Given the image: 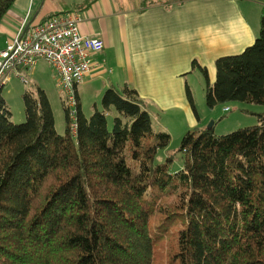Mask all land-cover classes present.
<instances>
[{
  "label": "trees",
  "instance_id": "1",
  "mask_svg": "<svg viewBox=\"0 0 264 264\" xmlns=\"http://www.w3.org/2000/svg\"><path fill=\"white\" fill-rule=\"evenodd\" d=\"M15 1L0 0V23ZM193 69L209 106L264 104V6L259 36L216 60L213 84ZM24 102L15 123L0 97V264H264V114L224 135L188 130L173 171L158 161L170 133L128 84L90 116L78 98L75 119L65 106L64 135L43 90Z\"/></svg>",
  "mask_w": 264,
  "mask_h": 264
},
{
  "label": "crops",
  "instance_id": "2",
  "mask_svg": "<svg viewBox=\"0 0 264 264\" xmlns=\"http://www.w3.org/2000/svg\"><path fill=\"white\" fill-rule=\"evenodd\" d=\"M263 6L264 0H16L0 23V49L30 26L76 11L82 33L105 43L92 53V70L82 82L102 80V96L108 88L132 86L154 126L164 128L170 115L204 128L187 95L198 70L193 61L207 68L213 84L216 60L243 52L259 36Z\"/></svg>",
  "mask_w": 264,
  "mask_h": 264
},
{
  "label": "rangeland",
  "instance_id": "3",
  "mask_svg": "<svg viewBox=\"0 0 264 264\" xmlns=\"http://www.w3.org/2000/svg\"><path fill=\"white\" fill-rule=\"evenodd\" d=\"M1 41L4 43L3 35H0ZM23 73L28 82H24L16 72H13L0 94L12 112V121L22 123L26 119L24 94L32 92L34 96H40V90H43L51 104L56 130L60 135H64L67 127L65 106L71 111H74L77 106L70 105L69 95L59 86V80L53 67L47 61L41 60L36 65L24 69ZM189 81L192 97L189 99L190 105L197 120H201L203 127L209 128L210 126L215 134L224 135L260 123V114H264V104L229 101L209 106L206 97L207 80L203 73L196 70L190 75ZM78 85L82 110L86 116H90L96 108L103 109L102 95H99V89L103 85L102 80H86ZM75 97L77 102L76 94ZM226 106L231 109L224 110ZM116 116H118L117 110L111 108L108 111L110 130L113 129ZM164 122L166 123L164 128L155 126V129L168 131L171 135V142L167 149L160 151L158 161L164 162L171 156L173 158L171 170H179L183 164V155L180 151L183 136L188 130L198 128V126L191 127L188 119L182 116L173 119L170 115H165Z\"/></svg>",
  "mask_w": 264,
  "mask_h": 264
},
{
  "label": "built area",
  "instance_id": "4",
  "mask_svg": "<svg viewBox=\"0 0 264 264\" xmlns=\"http://www.w3.org/2000/svg\"><path fill=\"white\" fill-rule=\"evenodd\" d=\"M76 11L56 14L49 19L20 31L4 49H0V88L16 72L24 82V69L47 61L54 69L59 86L69 95L70 105H76L75 86L92 70L93 52L104 48V40L82 33ZM231 108L226 106L224 110ZM75 119L76 111H72ZM76 121L72 124L75 132Z\"/></svg>",
  "mask_w": 264,
  "mask_h": 264
},
{
  "label": "water",
  "instance_id": "5",
  "mask_svg": "<svg viewBox=\"0 0 264 264\" xmlns=\"http://www.w3.org/2000/svg\"><path fill=\"white\" fill-rule=\"evenodd\" d=\"M209 128H210V126H209Z\"/></svg>",
  "mask_w": 264,
  "mask_h": 264
}]
</instances>
